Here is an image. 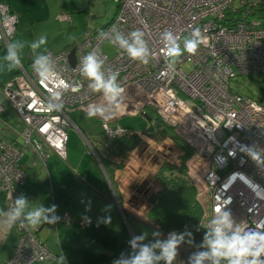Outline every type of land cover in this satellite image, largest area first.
<instances>
[{
  "label": "built area",
  "instance_id": "2783aa9c",
  "mask_svg": "<svg viewBox=\"0 0 264 264\" xmlns=\"http://www.w3.org/2000/svg\"><path fill=\"white\" fill-rule=\"evenodd\" d=\"M117 2L118 11L108 26L87 34L72 48L50 52L59 74L57 81L42 83L32 61L2 88L4 100L25 126L20 144L0 137V188L6 194L9 210L25 184L26 173L19 161L26 150L32 149L43 160H47L50 150L66 161L68 132L77 128L71 114L78 110L87 113L90 105L106 103L101 93L89 90V81L79 70L83 57L95 51L106 60L105 72L107 66L119 71L118 82L125 90L120 110L108 119L101 118L107 146L113 148V140L127 132L118 124L111 127L113 122L124 116L144 115L145 109L152 107L194 149L196 158L209 164L199 191L207 206L203 227L207 229L215 208L229 201L226 210H231L241 227L255 228L256 222L264 220V166H258L241 149L247 145L264 150V103L234 92L230 84L238 75L264 72V21L256 11L264 6V0ZM11 10L9 4L0 2L1 47L7 48L13 42L17 30L18 17ZM238 10L243 16L230 24L229 16ZM62 19L70 21L69 16ZM195 28L207 36V43L199 47L195 56L184 52L169 67L162 34L170 30L183 48L184 39ZM135 29L145 32L157 57L148 65L130 59L112 42L114 30L127 34ZM106 42L115 49L112 57L102 50ZM73 49L75 64L70 57ZM187 63L193 66L189 72L184 70ZM56 91L62 94L60 111L47 106ZM3 113L0 101V120ZM62 222L69 225L71 218L65 216ZM15 228L20 242L12 264L57 259L27 226L17 222Z\"/></svg>",
  "mask_w": 264,
  "mask_h": 264
},
{
  "label": "crops",
  "instance_id": "0c3cea01",
  "mask_svg": "<svg viewBox=\"0 0 264 264\" xmlns=\"http://www.w3.org/2000/svg\"><path fill=\"white\" fill-rule=\"evenodd\" d=\"M0 1L9 4L17 12L12 7L11 0ZM29 65L27 64L26 67L24 63L20 70L13 74L5 73L3 70L0 73V101L4 107L3 115L7 107L23 128H25L23 122L11 105L4 100L1 90L6 82L14 79L21 73L22 68L27 69ZM2 117L0 121L3 127L0 128V137L12 140L16 144L22 143L20 135L22 132ZM100 122L103 130L102 121ZM72 129L81 135L79 143L77 140L81 146L80 151H75L70 146ZM72 129L68 132L66 161H62L50 150H47L49 154L47 160H43L30 148L19 161L26 173L25 184L19 189L21 194L29 199L30 208L41 205L50 207L55 204L56 214L60 217L57 223L51 225L40 224L36 227L27 225V228L35 232L39 240L45 243L57 257L56 260L37 264H61V256L65 258L64 264H113L114 260L121 258L122 253L125 258L129 257L132 251L129 241L138 235L148 234L145 243L154 242L155 237L152 233L156 231L161 233V239H166L168 235L148 220L145 207L141 206L139 209L133 207L128 195L123 197V206L120 205L101 163L102 157L98 154L97 142L91 132H84L80 128L81 132L78 127ZM91 145L94 147H90ZM118 172L115 173L116 180ZM118 186L120 189L124 188L120 184ZM0 211H9L6 194L1 188ZM65 216L71 218L69 225L62 222ZM108 217L110 222H105ZM2 220L3 218L0 217V264H12L11 260L19 245L20 236L15 225L8 228ZM197 250L202 249L197 245L182 244L174 264H188L189 257Z\"/></svg>",
  "mask_w": 264,
  "mask_h": 264
},
{
  "label": "clouds",
  "instance_id": "9594fccd",
  "mask_svg": "<svg viewBox=\"0 0 264 264\" xmlns=\"http://www.w3.org/2000/svg\"><path fill=\"white\" fill-rule=\"evenodd\" d=\"M101 35H105L102 33ZM112 42L122 48L128 57L144 65L157 57L149 47L145 38V32L140 29L132 30L125 34L114 30L111 36ZM169 58V67L174 66L184 52L195 56L199 47L207 43V36L199 28H195L188 38L183 41V48L179 38L170 30H165L161 36ZM47 44V38L41 36L31 43L30 47L35 52L41 46ZM24 43L16 41L7 46L3 56L7 71L22 67L21 50ZM106 60L95 51L86 54L80 66L81 75L86 78L88 88L92 92L101 93L106 101L103 105H90L87 111L88 117L99 116L108 119L110 115L119 111L124 102V88L118 82L119 71H114L110 66L105 72ZM33 68L41 82H54L59 79L55 60L51 53L40 52L34 56ZM60 83H63L61 80ZM77 89L73 88V91ZM48 108L60 111L63 108L62 94L59 91L52 92L48 99ZM251 157L258 166H264V150L255 147L243 146L241 149ZM229 201L215 208V215L210 220L199 249L193 253L188 264H264V220L256 222L255 228L243 229L241 223L234 219L230 209H227ZM29 199L21 194L14 200V206L9 211H0L3 224L11 228L17 222L22 227L30 225L36 227L40 224H55L60 220L55 204L50 207L41 205L30 208ZM105 222H110L108 217ZM147 233L138 235L129 241L131 253L128 258L122 253L120 259L113 264H174L178 255L179 247L184 244H192V232L187 229L184 232L172 231L166 239H161V233L156 231L152 235L154 242L145 243ZM64 256L60 257L64 264Z\"/></svg>",
  "mask_w": 264,
  "mask_h": 264
},
{
  "label": "rangeland",
  "instance_id": "374dc122",
  "mask_svg": "<svg viewBox=\"0 0 264 264\" xmlns=\"http://www.w3.org/2000/svg\"><path fill=\"white\" fill-rule=\"evenodd\" d=\"M11 1L12 4L9 3L17 10L16 12L11 8V13L13 15L16 14L18 17L17 30L14 34L12 43L16 41L24 43V48L21 50V60L23 63L22 65L25 63V66L34 61V56L38 55L40 52L47 51L50 53L64 51L68 47L79 42L87 34L94 33L104 28L114 18L119 5L117 0ZM64 16H69L70 21L62 19ZM258 17L264 21V11L260 12ZM41 36L47 38V44L33 52L30 45ZM102 50L111 57L115 52L111 42H106L102 46ZM6 51V47L0 46V65L4 64L3 56L6 54ZM192 68L193 66L191 63L184 65V70L187 72L191 71ZM1 70L5 73L13 74L15 71L20 70V68L7 71L5 67H0V73L2 72ZM230 86L234 92L251 98L254 101L264 103V72L253 76L238 75L231 81ZM6 110L2 119L7 120L15 128H18L20 132H23L24 128L20 121L11 111H8L9 109H7V107ZM71 115L73 120L77 122L78 125L76 124V126L79 130L81 128L84 132H91L94 140L97 142L99 156L102 158L113 157L114 152L106 144L107 141L100 126V119L88 117L87 113L84 111H75ZM117 124L140 132L143 140L138 149L129 153L124 167L119 170L117 175L119 184L124 188L131 186L142 189L141 185H143L144 191L146 189H150L151 191L155 190V178L162 169L163 163L168 162L173 165H180L181 151L170 139L158 140L156 138L157 135L153 134L155 132L154 125L147 121L142 115L121 117L117 123H112L111 127L114 128ZM2 127V122L0 121V128ZM70 132V146L75 149V151H80L81 146L78 143L79 138L81 139V135L75 129H72ZM178 135L187 143L180 134ZM115 158L118 163H123L122 157L116 155ZM203 160L204 159H197L195 155L192 161L189 162L191 177L196 180L195 182L199 184L200 188L203 187V178L209 166L208 162L206 163Z\"/></svg>",
  "mask_w": 264,
  "mask_h": 264
},
{
  "label": "trees",
  "instance_id": "16d2710c",
  "mask_svg": "<svg viewBox=\"0 0 264 264\" xmlns=\"http://www.w3.org/2000/svg\"><path fill=\"white\" fill-rule=\"evenodd\" d=\"M256 11H264V6L259 7ZM242 16V11L238 10L235 14L232 13L228 20L232 24L233 21L239 20ZM145 112L144 115L150 117L151 120L149 122L155 127L153 134L158 136L156 138L158 140L170 139L179 148L181 151V164L163 163L162 169L155 178V190L146 189L144 191L143 185H141L142 189L131 186L120 189L115 173L124 167L129 153L138 149L143 141L140 132L128 127H124L127 130L125 135L113 140V148H110L114 152L113 157L101 158V163L113 185L114 192L121 206L124 204L123 197L128 195V200L133 207L137 209L141 206L145 207L148 220L154 223L161 232L168 235L172 231L184 232L187 229L192 232V244L199 246L206 232L202 222L207 206L199 196V184L191 177L189 162L192 161L196 152L179 137L175 128L167 124L155 109L147 107ZM116 155L122 157L123 163H118L115 158ZM107 191L110 195L112 194L109 188H107ZM140 196H143V198H140Z\"/></svg>",
  "mask_w": 264,
  "mask_h": 264
},
{
  "label": "water",
  "instance_id": "95a60500",
  "mask_svg": "<svg viewBox=\"0 0 264 264\" xmlns=\"http://www.w3.org/2000/svg\"><path fill=\"white\" fill-rule=\"evenodd\" d=\"M71 61H72V63L73 64H75V57H76V54H75V49H73L72 50V52H71ZM147 121H150L151 119H150V117L149 116H147V115H142ZM96 118H98V119H100L101 120V117H99V116H96Z\"/></svg>",
  "mask_w": 264,
  "mask_h": 264
},
{
  "label": "bare ground",
  "instance_id": "6f19581e",
  "mask_svg": "<svg viewBox=\"0 0 264 264\" xmlns=\"http://www.w3.org/2000/svg\"><path fill=\"white\" fill-rule=\"evenodd\" d=\"M120 138V137H119ZM117 139V138H116ZM112 149V148H111Z\"/></svg>",
  "mask_w": 264,
  "mask_h": 264
}]
</instances>
